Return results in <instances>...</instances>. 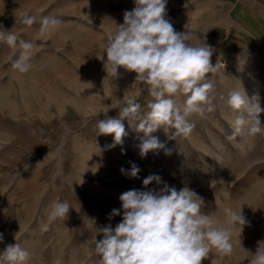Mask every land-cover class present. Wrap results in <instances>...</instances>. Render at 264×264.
I'll return each instance as SVG.
<instances>
[{
    "label": "rangeland",
    "instance_id": "374dc122",
    "mask_svg": "<svg viewBox=\"0 0 264 264\" xmlns=\"http://www.w3.org/2000/svg\"><path fill=\"white\" fill-rule=\"evenodd\" d=\"M134 0H0V32L12 31L30 41L33 67L20 73L12 61L21 49L0 42V253L19 243L30 257L26 264H99L94 240L100 229L122 221L119 196L128 190L159 191L164 184L188 187L203 198L202 212L226 226V208H242L249 222L232 228L230 254L215 247L201 264H249L264 242V133L230 139L234 111L232 90L258 96L264 108V0H167L166 18L192 44L214 49L209 73L214 89L211 107L188 116V136L169 139L163 128L152 135L171 150L140 155V137L124 120L128 135L110 147L113 136L98 135V120L118 117L133 99L141 114L149 111L150 87L135 82L124 68L113 76L104 70L106 43L123 23ZM26 16L36 17L28 26ZM62 23L40 32V20ZM182 104L186 96L173 97ZM264 126V112L260 114ZM173 131V129H169ZM132 164L138 177L127 173ZM121 168L125 170L121 172ZM159 175L162 182L145 187ZM67 202L68 216L47 223L53 202ZM113 209L121 214L112 216Z\"/></svg>",
    "mask_w": 264,
    "mask_h": 264
},
{
    "label": "clouds",
    "instance_id": "9594fccd",
    "mask_svg": "<svg viewBox=\"0 0 264 264\" xmlns=\"http://www.w3.org/2000/svg\"><path fill=\"white\" fill-rule=\"evenodd\" d=\"M134 8L125 11L123 23L117 25L118 31L108 37L104 70L113 76L124 68L136 73L135 82L149 85L148 94L153 98L148 102L147 113L141 114V105L133 99L119 111L118 117L98 120V135L113 136L110 147L123 144L128 135L124 120L143 133L140 137V155L165 150L163 142L152 135L163 128L169 139L188 136L194 125L187 119L193 113L204 114L205 105L211 107L210 93L214 89L209 73L217 71L218 65L211 64L214 49L207 45L192 44L188 32H177L166 18L167 0H134ZM34 16H26L23 23L31 26ZM62 20L54 16H44L40 20V32L54 31ZM0 42L21 51L12 61V67L20 73H27L33 67L31 61L33 43L19 39L10 30L0 32ZM184 94L182 104L173 97ZM227 103L234 111L232 135H256L264 133L260 114L264 112L258 96L251 99L244 90H232ZM173 129V131H169ZM121 172L125 170L121 168ZM140 169L132 164L127 173L138 177ZM153 182H162L159 175L151 174L143 180L147 187ZM122 205V221L114 228L111 224L100 229L103 238L94 240V251L99 256V264H201L215 247L221 254L232 251V228L239 226L241 232L249 222L239 212L226 208V226L213 227L214 221L202 212L203 198L188 187L177 190L167 184L159 190L141 191L131 189L119 196ZM70 206L67 202H53L48 213L47 223L41 231H48L52 222L68 216ZM121 214L113 209L112 216ZM3 237L0 234V241ZM30 257L19 243L8 244L0 253V264H26ZM249 264H264V242H258L255 254H251Z\"/></svg>",
    "mask_w": 264,
    "mask_h": 264
},
{
    "label": "crops",
    "instance_id": "0c3cea01",
    "mask_svg": "<svg viewBox=\"0 0 264 264\" xmlns=\"http://www.w3.org/2000/svg\"><path fill=\"white\" fill-rule=\"evenodd\" d=\"M226 1H232V0H226Z\"/></svg>",
    "mask_w": 264,
    "mask_h": 264
}]
</instances>
